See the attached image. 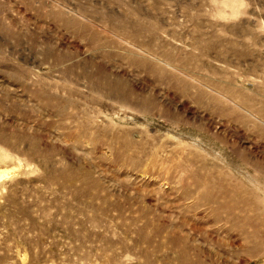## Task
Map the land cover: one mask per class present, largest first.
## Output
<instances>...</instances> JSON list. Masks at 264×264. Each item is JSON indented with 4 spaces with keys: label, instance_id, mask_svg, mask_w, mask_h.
<instances>
[{
    "label": "rangeland",
    "instance_id": "obj_1",
    "mask_svg": "<svg viewBox=\"0 0 264 264\" xmlns=\"http://www.w3.org/2000/svg\"><path fill=\"white\" fill-rule=\"evenodd\" d=\"M0 172V264H264V0H0Z\"/></svg>",
    "mask_w": 264,
    "mask_h": 264
},
{
    "label": "bare ground",
    "instance_id": "obj_2",
    "mask_svg": "<svg viewBox=\"0 0 264 264\" xmlns=\"http://www.w3.org/2000/svg\"><path fill=\"white\" fill-rule=\"evenodd\" d=\"M6 174V173H5ZM3 175H2V173L0 172V177H2Z\"/></svg>",
    "mask_w": 264,
    "mask_h": 264
}]
</instances>
